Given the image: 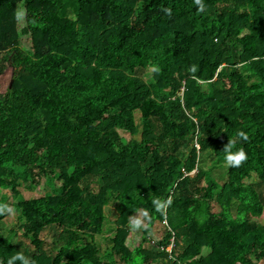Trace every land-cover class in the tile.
Wrapping results in <instances>:
<instances>
[{
	"label": "trees",
	"instance_id": "16d2710c",
	"mask_svg": "<svg viewBox=\"0 0 264 264\" xmlns=\"http://www.w3.org/2000/svg\"><path fill=\"white\" fill-rule=\"evenodd\" d=\"M203 3L0 0L2 264H264V0ZM137 213L157 226L132 250Z\"/></svg>",
	"mask_w": 264,
	"mask_h": 264
},
{
	"label": "rangeland",
	"instance_id": "374dc122",
	"mask_svg": "<svg viewBox=\"0 0 264 264\" xmlns=\"http://www.w3.org/2000/svg\"><path fill=\"white\" fill-rule=\"evenodd\" d=\"M27 18H28L29 24L31 25L30 26L31 28H40L43 26V20L38 15L29 14ZM28 45L29 44L26 42V46ZM1 56L2 55H0V57ZM143 75L146 78L151 76V70L144 71ZM12 77H13V68L11 66H8L6 71L2 75H0V92L2 93L6 92V90L10 86ZM91 169H92V165L90 163L85 164L82 169L76 170L75 172L76 178L81 179L85 174L89 173ZM223 171H219V173L215 172L214 174L215 178L222 181L223 178H225ZM256 179L257 178L254 177L252 181H256ZM5 192L9 193V190H6ZM46 192L47 190L44 188L43 185H41L40 187H38L37 189L33 191H24L23 195L26 199H31V198H37V197L43 196ZM213 206H214V210H218V207L216 204H214ZM205 215H206L205 206H203L198 214L199 221H202L205 218ZM116 217H117L116 214L111 215L112 220L115 219ZM251 220L264 224V212L260 217H253ZM14 222H15V210L11 208L7 218L1 223V227H3L4 229H9L13 225ZM113 225L114 223L112 222L109 225L108 229L105 230L104 234H102L101 236L97 238L98 243L103 248H106L107 246L111 245V242L109 241L108 236L111 234V231H109V229L113 227ZM131 225L134 227V229L132 230L128 238L127 244L132 250H134L135 247L139 246L142 243L145 236L147 235V232L152 231L157 226V221L148 222L146 219H144L143 213H137L132 217ZM159 234L161 235V233ZM22 241L24 245L27 244L26 241L24 240ZM29 245L32 249L45 247L46 249L49 250L53 246V235L51 232L46 231L34 243L29 244Z\"/></svg>",
	"mask_w": 264,
	"mask_h": 264
},
{
	"label": "clouds",
	"instance_id": "9594fccd",
	"mask_svg": "<svg viewBox=\"0 0 264 264\" xmlns=\"http://www.w3.org/2000/svg\"><path fill=\"white\" fill-rule=\"evenodd\" d=\"M195 3L198 6V10L203 12L205 11V4L203 3V0H195ZM164 12L168 15H171V9L165 8ZM195 71V69H192ZM238 135L240 137H243L244 139H247V136L244 132H239ZM231 141H229V146L225 150V160L226 162L231 166H239L243 161L247 159L246 152L243 147L238 148L236 151L231 150ZM158 206H162L159 204V202H156ZM19 261L20 264H33L32 260L26 256L24 253L17 251L15 254L10 255L7 264H16V262ZM2 264V262H0Z\"/></svg>",
	"mask_w": 264,
	"mask_h": 264
},
{
	"label": "water",
	"instance_id": "95a60500",
	"mask_svg": "<svg viewBox=\"0 0 264 264\" xmlns=\"http://www.w3.org/2000/svg\"><path fill=\"white\" fill-rule=\"evenodd\" d=\"M12 86V81H11V83H10V87Z\"/></svg>",
	"mask_w": 264,
	"mask_h": 264
}]
</instances>
